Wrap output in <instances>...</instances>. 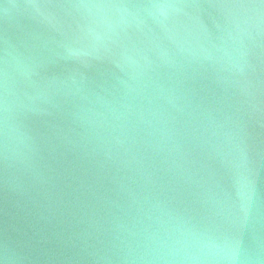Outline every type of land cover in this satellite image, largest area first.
I'll use <instances>...</instances> for the list:
<instances>
[{"label": "water", "instance_id": "water-1", "mask_svg": "<svg viewBox=\"0 0 264 264\" xmlns=\"http://www.w3.org/2000/svg\"><path fill=\"white\" fill-rule=\"evenodd\" d=\"M0 264H264V0H0Z\"/></svg>", "mask_w": 264, "mask_h": 264}]
</instances>
